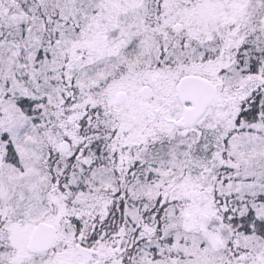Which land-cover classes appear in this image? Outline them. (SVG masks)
<instances>
[{
	"label": "snow or ice",
	"instance_id": "1",
	"mask_svg": "<svg viewBox=\"0 0 264 264\" xmlns=\"http://www.w3.org/2000/svg\"><path fill=\"white\" fill-rule=\"evenodd\" d=\"M0 264H264V0H0Z\"/></svg>",
	"mask_w": 264,
	"mask_h": 264
}]
</instances>
